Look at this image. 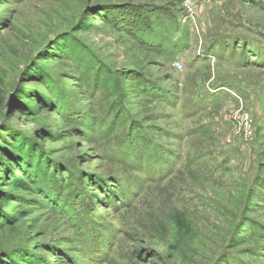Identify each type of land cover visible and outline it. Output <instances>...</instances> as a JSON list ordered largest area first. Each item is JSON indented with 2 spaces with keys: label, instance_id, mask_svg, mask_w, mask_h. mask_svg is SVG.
I'll return each instance as SVG.
<instances>
[{
  "label": "rangeland",
  "instance_id": "rangeland-1",
  "mask_svg": "<svg viewBox=\"0 0 264 264\" xmlns=\"http://www.w3.org/2000/svg\"><path fill=\"white\" fill-rule=\"evenodd\" d=\"M0 264H264V0H0Z\"/></svg>",
  "mask_w": 264,
  "mask_h": 264
},
{
  "label": "trees",
  "instance_id": "trees-1",
  "mask_svg": "<svg viewBox=\"0 0 264 264\" xmlns=\"http://www.w3.org/2000/svg\"><path fill=\"white\" fill-rule=\"evenodd\" d=\"M174 32V31H173ZM173 35V34H172ZM175 35V34H174ZM179 40L173 41L172 46L167 47V53L168 55H164V58L167 60L174 61L175 59L179 58L180 55L183 52L184 49V43L178 42ZM228 43H231L230 39L227 41ZM155 48L157 50L161 51L163 50V44L160 39H155ZM7 166L11 168L12 170H17L19 174H21L22 179L26 181V185L29 189H36L39 194H41L44 197H49L47 192L42 190L39 186V179L36 178V175L33 173L32 166L30 164H27L26 162H23L22 160L18 158H12L8 161ZM4 181H8V185H13V182L9 179H6ZM5 183V182H3ZM1 200L5 202V204L8 207H13L14 203L16 201L15 198H13L8 192L4 189H1ZM49 200H51L49 198ZM169 230H170V240L168 245V250L175 253H183L184 246L187 242L188 237L190 236L192 232L191 224L188 220L185 219V217L181 214H173L169 216Z\"/></svg>",
  "mask_w": 264,
  "mask_h": 264
},
{
  "label": "built area",
  "instance_id": "built-area-1",
  "mask_svg": "<svg viewBox=\"0 0 264 264\" xmlns=\"http://www.w3.org/2000/svg\"><path fill=\"white\" fill-rule=\"evenodd\" d=\"M191 17H192L191 13L185 10L184 17L182 18V21H187V20L191 19ZM173 63L176 64L179 68H181L182 64H181L180 60H175Z\"/></svg>",
  "mask_w": 264,
  "mask_h": 264
}]
</instances>
